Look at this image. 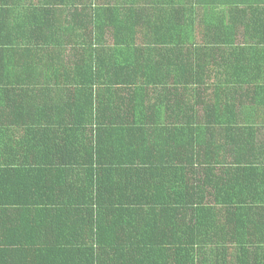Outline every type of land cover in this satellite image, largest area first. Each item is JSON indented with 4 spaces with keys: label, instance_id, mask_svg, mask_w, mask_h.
I'll return each mask as SVG.
<instances>
[{
    "label": "trees",
    "instance_id": "trees-1",
    "mask_svg": "<svg viewBox=\"0 0 264 264\" xmlns=\"http://www.w3.org/2000/svg\"><path fill=\"white\" fill-rule=\"evenodd\" d=\"M260 38L264 0H0V264H264Z\"/></svg>",
    "mask_w": 264,
    "mask_h": 264
},
{
    "label": "crops",
    "instance_id": "crops-1",
    "mask_svg": "<svg viewBox=\"0 0 264 264\" xmlns=\"http://www.w3.org/2000/svg\"><path fill=\"white\" fill-rule=\"evenodd\" d=\"M253 44H257V45H264V38H260V40L255 41ZM67 52L69 53V49H67ZM253 72V74H251L252 76H256L257 79L252 81V87L250 86H243V89L238 90L237 92H242V93H246L247 91H250V104L251 106H255L258 105L260 108H262L264 106V67H256L253 68L251 70ZM257 95V96H256ZM260 95V96H258ZM237 99H240V97H238L236 95ZM255 99V100H254ZM245 101V104L248 103V101ZM240 123L241 125H245V126H263L264 125V112H260L258 114H254V115H249V116H244L240 118ZM245 129H250V127H244ZM262 128V127H260ZM15 149V145H11ZM13 148H2L0 149V169H11L12 167V157L16 156V150H11ZM264 148V147H262ZM245 159L252 161L251 162H244V163H249L251 171L253 169L256 170L257 174L259 172V175H263L264 172V150L258 149L257 152V157L258 155L260 156V159L255 157L251 152L248 154H243ZM251 163V164H250ZM8 203H10V205H14L13 209L16 212V209H20V210H25L28 211L29 209L27 208V206H16V202H24L22 200H18L17 197L14 196H0V203L2 201H7ZM9 210L12 208L7 207ZM45 207H38L36 208L33 213H38L41 209H44ZM11 211V210H10ZM0 212H1V206H0ZM30 212V211H29ZM10 213V212H9ZM8 213V214H9ZM21 213V212H20ZM19 213V214H20ZM11 214L14 215V212H11ZM1 215V213H0ZM83 220V216L80 220V222ZM82 226H84V223L81 224ZM3 232H5V230L0 231V236H2ZM72 232H74V234H71L72 237H74V240L77 239V236L75 233H81L80 230H78L76 227H73ZM78 240H81V237L78 236ZM8 246L7 247H1L0 246V250L1 251H7Z\"/></svg>",
    "mask_w": 264,
    "mask_h": 264
}]
</instances>
